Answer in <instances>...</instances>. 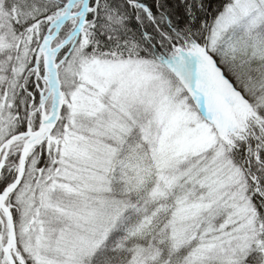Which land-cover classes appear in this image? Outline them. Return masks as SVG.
Instances as JSON below:
<instances>
[{
  "label": "snow or ice",
  "instance_id": "obj_1",
  "mask_svg": "<svg viewBox=\"0 0 264 264\" xmlns=\"http://www.w3.org/2000/svg\"><path fill=\"white\" fill-rule=\"evenodd\" d=\"M0 264H264V0H0Z\"/></svg>",
  "mask_w": 264,
  "mask_h": 264
}]
</instances>
